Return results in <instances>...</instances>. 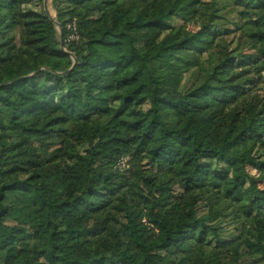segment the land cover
I'll return each instance as SVG.
<instances>
[{
    "label": "trees",
    "instance_id": "trees-1",
    "mask_svg": "<svg viewBox=\"0 0 264 264\" xmlns=\"http://www.w3.org/2000/svg\"><path fill=\"white\" fill-rule=\"evenodd\" d=\"M36 1L0 0V264H264V0Z\"/></svg>",
    "mask_w": 264,
    "mask_h": 264
},
{
    "label": "rangeland",
    "instance_id": "rangeland-1",
    "mask_svg": "<svg viewBox=\"0 0 264 264\" xmlns=\"http://www.w3.org/2000/svg\"><path fill=\"white\" fill-rule=\"evenodd\" d=\"M31 6H34L36 7L38 10H42L43 12L46 13V15H48L51 19H54L56 17V12L53 8V5H52V0H40V1H36V2H32L30 4ZM201 7H202V12L204 13H211L214 9V6H213V1L212 0H202V4H201ZM225 14V13H224ZM226 20H223L225 22H231V21H236V18L234 15H230V14H225V17H224ZM174 23L176 24H180V23H183V20L181 19H176L174 21ZM185 25H186V28L189 30V31H196L199 26H200V21L197 19V18H193V19H190V20H187V21H184ZM233 27V26H232ZM69 30H70V33H68L67 35V39L65 42H70L74 39L77 38L76 36V33H75V26L74 24H71L68 26ZM57 30L59 32V34L61 35V30L59 27H57ZM234 35H238L237 33L236 34H232L230 37H233L234 40H237L234 36ZM229 37V39H231ZM234 47H235V55H238V54H245V53H248L244 48H242V45L240 42H235L234 44ZM248 70H246L245 72H242L241 73V79H249L251 76H249L250 74L247 73ZM224 76H226L228 74V71H225L224 73ZM262 78H264V74L261 75ZM189 78H190V74H186L185 75V78L182 80V83H181V86L178 87V88H170L167 90V93H166V97L169 98V99H173L177 93L178 90H180L185 84L188 83L189 81ZM119 167L121 169H131V165L129 163V160L128 158L126 157L124 159V161H122L121 163H119ZM77 187L78 189L80 190H83L84 189V182L83 181H77ZM200 210L201 211H206L207 208L205 207V203H201L200 205ZM33 238V237H32ZM30 238L28 239L25 243V246H32L33 245V239ZM216 261L215 260H211L209 262V264H215ZM241 264H250V261L248 260L247 257H244L241 259Z\"/></svg>",
    "mask_w": 264,
    "mask_h": 264
},
{
    "label": "water",
    "instance_id": "water-1",
    "mask_svg": "<svg viewBox=\"0 0 264 264\" xmlns=\"http://www.w3.org/2000/svg\"><path fill=\"white\" fill-rule=\"evenodd\" d=\"M60 43L62 44V35H60Z\"/></svg>",
    "mask_w": 264,
    "mask_h": 264
},
{
    "label": "built area",
    "instance_id": "built-area-1",
    "mask_svg": "<svg viewBox=\"0 0 264 264\" xmlns=\"http://www.w3.org/2000/svg\"><path fill=\"white\" fill-rule=\"evenodd\" d=\"M122 161H124V159H122V160L120 161V163H121Z\"/></svg>",
    "mask_w": 264,
    "mask_h": 264
}]
</instances>
